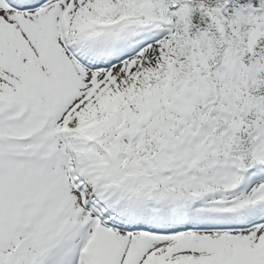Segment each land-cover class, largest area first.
Here are the masks:
<instances>
[{
    "label": "snow or ice",
    "instance_id": "snow-or-ice-1",
    "mask_svg": "<svg viewBox=\"0 0 264 264\" xmlns=\"http://www.w3.org/2000/svg\"><path fill=\"white\" fill-rule=\"evenodd\" d=\"M0 264H264V0H0Z\"/></svg>",
    "mask_w": 264,
    "mask_h": 264
}]
</instances>
